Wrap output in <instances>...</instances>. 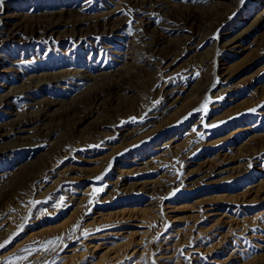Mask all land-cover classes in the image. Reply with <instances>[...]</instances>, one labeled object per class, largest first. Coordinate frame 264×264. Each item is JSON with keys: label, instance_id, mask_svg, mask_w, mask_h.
I'll list each match as a JSON object with an SVG mask.
<instances>
[{"label": "rangeland", "instance_id": "rangeland-1", "mask_svg": "<svg viewBox=\"0 0 264 264\" xmlns=\"http://www.w3.org/2000/svg\"><path fill=\"white\" fill-rule=\"evenodd\" d=\"M162 1L228 16L197 47H183L189 33L158 28L163 19L152 15L153 30L164 36L159 48L181 55L162 63L140 45L142 15L126 0L0 3V16L12 23L70 12L128 19L99 37L0 43V102L29 77H59L7 99L0 124L52 104L49 121L30 127L37 129L78 106L65 118L72 124L62 160L34 186L30 171L50 164L59 134L50 145L0 157V195L15 196L0 220V264H264V0ZM118 75L128 78L114 102L81 105L89 94L108 93ZM166 86L174 93L168 102ZM167 104L164 116L152 117ZM29 134L1 138L0 149Z\"/></svg>", "mask_w": 264, "mask_h": 264}, {"label": "bare ground", "instance_id": "bare-ground-1", "mask_svg": "<svg viewBox=\"0 0 264 264\" xmlns=\"http://www.w3.org/2000/svg\"><path fill=\"white\" fill-rule=\"evenodd\" d=\"M126 2L128 3V7H130L133 10V12H134L133 14H135V16L142 15L141 19H139V21H138L139 22L138 25L135 26L136 31L138 33L137 36H138L140 45L142 46L143 50L149 51L153 58L159 59L160 61H162V63L164 61H167L168 57H170V55H174L173 53L175 52V48H171V49L168 48L167 51H163L164 49L159 48L160 45L162 44V42L164 41V38H163L164 36L159 34L158 30H153L154 24H153L152 19H151L152 15H154V14L158 15L159 17H161L163 19L162 25L157 24L159 26L158 28L163 29V28L170 27V28H173L176 30L187 31L189 33L190 36L186 39V41L183 42L182 45L180 44L183 47H188V45L190 46L196 40L203 39L205 34L212 32L213 29L217 25H219L224 20L226 21V17L228 16L227 13H222L218 10H215L213 12H208V13L197 12V11L189 10V9L174 10V9H172L173 8L172 4L167 3L165 1H162V0H126ZM131 13H132V11L130 12V14ZM59 14L60 15L51 13V15H44V16H42V18H37V19L25 17V18L20 19V21H17L16 23H12V21L10 20L12 17L0 16V43H4V42H7L9 40L16 39L19 37H24V36L30 37V38L31 37H46V36L50 37V36H55V35L60 34V33H61V35H64V38L70 37L73 39L74 38L89 37L92 35L98 36V35H102V34L113 33L114 31L119 30L121 27H123V25L128 20V19L126 20V18H127L126 16H125V19L118 18V17L117 18L110 17V16H115V12L109 14L107 17H104V18H106L105 21H102V18L79 19V18H76V16L74 15L75 13H71V12L67 13L68 15L65 13H59ZM66 15L68 17H66ZM56 16H60V17H56ZM23 40L25 41V39H23ZM193 45L196 46V45H198V43H193ZM178 50H180V49H178ZM183 53H184V51H183ZM174 57L180 58L181 55L175 54ZM145 60L146 59H144V61L143 60H141V61L145 62ZM147 63L149 65H151V63L149 61ZM200 65H205V62H203V64H200ZM67 73H66V75H67ZM78 74H80V73H78ZM81 74H83V73H81ZM111 76H114V75H111ZM57 78H59L57 75H52V74L51 75L47 74V75H44L41 77H29L28 79H26L22 83L23 85H22L21 89L19 91H16V93H14V94H12V93L9 94L4 100H2L0 102V106L3 103H5V101L7 99H9L11 97L22 96V95H25L27 93L29 94V92L39 89V87L43 86L44 83H47L49 81H56ZM66 78H67V76H66ZM127 78H128V76L126 77V76H121V75H118L117 78L111 77L110 81H109L111 84L107 85L108 89H109L108 93L107 92H103V93L101 92L100 94H96V95H93V93H92V94H89L84 101L79 100V102H81V105H85V107H86V103L88 104L90 102L91 103L94 102L98 106H101L105 101L114 102L119 96L120 89L122 87L121 84L123 82H125V79H127ZM64 79H65V76H64ZM64 79H62V80H64ZM87 79L90 80L91 77H88ZM158 79H157V81L155 80V82H158ZM149 80H153V79L150 78ZM66 81H68V79ZM57 82H58V80H57ZM109 82L105 80L103 83L105 85V84H109ZM103 83H101L100 87L103 85ZM146 85H148V83H146ZM168 85H169V83H168ZM109 86H111V87H109ZM152 87H153V85H152ZM169 88L170 87L166 86L163 88V91H162V93H164V95H165L164 98H166L165 101H167V102L171 100V97L174 94L173 91H171V92L168 91ZM175 90H176V88H175ZM103 94H108L107 100L103 99ZM168 104L163 109H161L158 114H155L152 117L153 118H160V117L164 116V114L168 110V107H167V106H169ZM51 105L52 104L47 103L42 108H40V111H41L40 114L34 115V114L26 113L25 115L17 116L16 119H12L9 122L0 124V139L4 138V137L18 136V135H21L23 133H30L27 137H20L19 138L20 142L14 144V145H11L9 147L0 149V157H4L9 153L18 152L20 150L22 151L23 149H27L29 147L31 149V147L39 148V147H44L46 145H50L48 143V141H50L52 136L59 134L58 139L55 138L56 139V141H55L56 143L54 146V148H55L54 152L55 153L53 154L51 159H48V162H50V164L48 163L42 169L39 168V170H37L36 168H34L30 171L31 174L29 175V177H30L29 182H30L31 186H34L33 185L34 182L38 179V176L40 174H42V172L44 173V172H47L48 170L50 171L53 169L52 167H51L52 169H49V168H50L51 164L55 162V160L56 161L60 160L63 157L62 152L64 150H66V148H68V146L64 143V138L69 136V135L64 134V133H66V131H67L66 129H70V125L72 124V121H66L65 118H66V116L68 117L71 113H73L74 111H77V109H78L77 105L72 106L71 108H69L67 110L65 109L59 113L60 119L58 122L54 121L55 119L52 118V119H50L49 124L47 123V125H45L44 127H38L37 129L34 128V129H32L33 130L32 131L30 129L31 126H34V125L37 126V124H39V123H44L46 121H49V118L46 115V109H48ZM121 106H123V105H121ZM79 108H80V106H79ZM121 108H123V107H121ZM92 109H94V108L92 107ZM79 110H81V109H79ZM82 110H83V108H82ZM75 114L77 115V113H75ZM146 114H147V112H146ZM76 117L77 116H75V118ZM87 118H88V116H87ZM146 121H147V119H146ZM78 123H81V121ZM146 126H148V125H146ZM67 132H69V130ZM121 134H123V133H121ZM66 154H68V153H66ZM42 177L44 178V176H42ZM118 184H119V182L115 183L114 185L118 186ZM7 195L8 194L0 195V220L2 218H4L5 215L7 216V213H8L6 211V208L8 206L7 204H11L15 200V196H11L7 199ZM26 253H28V251L26 249H24L19 254H26ZM49 254L47 253V256ZM26 257H28V255ZM52 257H54V256H52ZM45 258L47 259L48 257L45 256ZM51 259H53V258L49 257V261ZM23 261H24V259H23ZM45 261L46 260L36 258V259H32L29 262H30V264L31 263L43 264Z\"/></svg>", "mask_w": 264, "mask_h": 264}, {"label": "snow or ice", "instance_id": "snow-or-ice-1", "mask_svg": "<svg viewBox=\"0 0 264 264\" xmlns=\"http://www.w3.org/2000/svg\"><path fill=\"white\" fill-rule=\"evenodd\" d=\"M0 3H2V0H0ZM97 179H101V177H97ZM94 191L95 192H100V191H102V189H95ZM4 246H5L4 244H0V248H3Z\"/></svg>", "mask_w": 264, "mask_h": 264}]
</instances>
